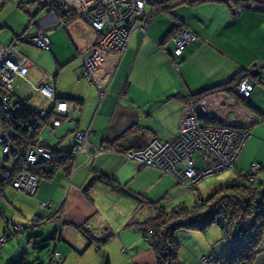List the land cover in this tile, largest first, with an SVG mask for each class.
Instances as JSON below:
<instances>
[{"label":"crops","instance_id":"crops-1","mask_svg":"<svg viewBox=\"0 0 264 264\" xmlns=\"http://www.w3.org/2000/svg\"><path fill=\"white\" fill-rule=\"evenodd\" d=\"M36 1L0 0V46L15 45L18 54L29 63L25 77L16 76L14 80V96L25 100L35 111L43 107L44 100L36 95L33 86L50 81L56 98L78 100L79 111L75 115L65 112L62 123L55 127L51 116L56 111L49 108L47 124L51 136H38L47 147L73 151L74 131L87 130L88 152L84 148L73 157L69 172L58 169L51 178L38 179L33 195L23 191L30 197L7 186L0 198L5 196L19 211L25 209V203L39 219L40 224L34 225L38 232L50 235L59 230L55 246L63 255L66 251L71 256L95 248L109 259L108 253L119 248L121 242L115 241L116 237L107 243L111 236L97 247L96 234L109 230L101 215L105 206H115L127 198L130 203L147 206L150 215L156 212L149 205L165 197L175 180L155 167L128 158L126 152L136 147L135 141L174 139L180 132L182 105L196 98L191 94L226 87L202 96L198 102L209 108L210 119L216 123L249 127L233 174L219 180L218 187L240 171H247L252 162H264V9H259L256 2L174 0L168 4V12L154 8L144 31L132 32L120 56L110 53L98 61L96 76L103 78L101 94L81 74L83 60L93 51L98 33L74 14L61 25L57 8L36 9ZM176 27L188 28L196 35V40L188 43L179 56L172 55L170 32ZM38 32L49 37L50 49L17 37ZM247 76L252 89L244 98L235 92L234 84L239 77ZM194 157L200 161V153L195 152ZM259 171L258 175L264 177ZM98 174L113 180L95 179ZM49 221L54 222L51 230L42 227ZM81 224L92 231L94 242L78 230ZM183 229L177 231L179 242L193 249L199 242L193 240L195 237L187 228ZM205 231L208 233L209 229ZM219 237L206 238L208 247L202 241L198 245L203 248L201 255L220 257L221 248L215 245ZM131 241L132 238L127 243L130 245ZM262 242V250L252 264H264ZM122 247L125 251L126 247ZM132 249L134 259L130 264H156L149 246L141 249L134 245ZM66 258L63 256V264ZM188 260L182 264L196 261L194 257Z\"/></svg>","mask_w":264,"mask_h":264},{"label":"built area","instance_id":"built-area-1","mask_svg":"<svg viewBox=\"0 0 264 264\" xmlns=\"http://www.w3.org/2000/svg\"><path fill=\"white\" fill-rule=\"evenodd\" d=\"M151 2V0H39L34 3V7L36 9L58 7L61 12L73 13L85 19L89 26L98 33L93 51L83 60L81 74L96 85L102 94L103 78L96 76L98 61L110 53L120 56L126 49L132 32L136 29L144 31L149 18V11L146 7ZM60 24L65 25L62 18H60ZM20 38L44 49L51 47L49 37L42 32L34 35H21ZM171 39L174 43L172 55L179 56L188 43L196 40V35L190 29L180 27ZM28 66L27 59L18 54L15 45L0 46V107L2 109H7L12 99L16 98L13 92L14 80L16 76L25 77ZM33 87L52 103V106L40 107L34 112L40 117H45L47 110L53 108L56 111L51 116L53 127L62 123V115L65 112L70 111L75 115L79 111V105L75 101L55 98L50 81H43ZM251 89L252 81L248 76L241 79L234 88L235 92L244 98L249 96ZM21 100L27 104L25 100ZM211 117L209 108L204 107L201 102L188 101L182 105L180 132L174 139L169 141L152 139L140 148L127 151L126 156L142 165L159 169L186 187H192L205 176L233 169L234 162L249 134V127L241 123L232 126L225 123L205 122ZM88 133L89 131L82 129L74 131L73 153L75 155L84 148L88 152L86 142ZM0 144L3 155L9 159L7 162L0 160V178H3L10 173L7 168L12 169L9 164L18 158V151L12 145L11 136L1 125ZM195 152L200 153L202 160L200 166H196ZM50 155V149L44 146L41 138L37 136L25 153V161L29 165L47 159ZM260 167L258 162H252L247 171H240L238 175L252 181ZM37 181L36 176L24 168L15 174L11 184L14 190H24L31 194L35 190ZM59 228H62V220L59 222ZM20 231L21 225H13L9 234L0 237V249L7 239ZM58 235H55L56 240L59 238ZM96 236L102 237L99 234ZM148 237L146 235L144 238ZM209 258L211 257L208 256L207 259ZM61 259L60 252L54 249L50 254L49 264H61Z\"/></svg>","mask_w":264,"mask_h":264},{"label":"trees","instance_id":"trees-1","mask_svg":"<svg viewBox=\"0 0 264 264\" xmlns=\"http://www.w3.org/2000/svg\"><path fill=\"white\" fill-rule=\"evenodd\" d=\"M167 1L168 0H159L156 2L155 8H157V10L155 11L159 10L168 12L170 5L166 4ZM239 1H253L257 3L259 9H264V0ZM58 9L59 8L57 7L56 11L58 12L59 17L64 21L68 20L69 17L73 15V13L67 11L61 12ZM153 10L154 8L148 12L149 16L152 14ZM178 28L179 27L172 29L170 32L171 36ZM20 36L21 35L17 37L20 38ZM246 75L255 79V77L249 73ZM240 78L241 77L236 79L237 81L234 84L235 86L241 80ZM220 89L225 90L226 87H213L198 93L191 94V96L196 97L193 101H198L202 98V96L211 94ZM70 100L80 104L78 100ZM48 117L49 115L45 117L38 116L36 112L31 110V108L27 104L23 103L20 98L12 99L7 109H2L0 107V125L3 127V129H5V131L9 133V136H11L12 145L18 151V158L12 162V171L8 176L0 178V196H2L5 187L9 185L12 186L11 182L15 174L24 168H26L30 173L34 174L37 180L40 178H51L58 169H62L66 172H69L71 169L72 159L74 157L72 155L73 151L57 150L53 147L46 146L50 149L51 155L49 158L36 161L35 163H31L29 165H27L28 163L25 161V153L28 147L38 136L41 128L48 123ZM205 122L214 124L216 123L211 119H206ZM134 143L136 147L131 149L140 148L146 144V141L140 140L135 141ZM2 160L7 162L9 159L3 155ZM200 162L202 164L201 156ZM258 163L261 165L260 171L264 173V162ZM95 177L106 182H111V180H113L104 174H98L95 175L94 178ZM34 192L30 195H33ZM33 220L39 222V219L36 217H34ZM10 221L12 225H20V223L14 222L12 220ZM212 223H216L220 226L222 230V236L226 241V249L220 256L222 260L219 261V264H251L261 249L260 244L263 241L264 236V177H262V175H258L257 172L254 180L250 181L247 177L237 175L230 181L223 183L220 186L219 192H217L215 196L213 195L207 199H201L199 202H195L190 206H174L169 212L164 211V209L160 207L156 209L154 214L149 215L143 221L136 222L138 228L142 231L143 236L149 234V247L154 252L157 264H182L178 260L177 256L178 242L174 237V231L176 229L182 227L204 230ZM6 227L8 229L9 225L7 224ZM23 228H25V226L21 224V230ZM77 228L82 234L85 235L88 241L94 242L93 240L95 238L92 234V231L87 229L84 224L78 225ZM9 231H11V229ZM4 232H6V230H4ZM59 233L58 230H55L50 235H47L44 232H39L36 236L40 238L42 237V239H44V235H47L46 237L54 242V250L57 249L55 246V235ZM101 235L102 237L95 239L98 248H100L101 245H103L110 238L111 233H108L104 236L103 234ZM227 236H230L229 240H226V238L228 239ZM36 248L40 250L42 249V245L37 244ZM52 251H49V259L47 260L46 264H49L50 254ZM59 252L62 258L61 262H63V254L61 251ZM102 256L103 264H109L108 257L106 255ZM36 258L38 259L39 257ZM217 259L218 258H215V261ZM13 264L42 263L18 262Z\"/></svg>","mask_w":264,"mask_h":264},{"label":"rangeland","instance_id":"rangeland-1","mask_svg":"<svg viewBox=\"0 0 264 264\" xmlns=\"http://www.w3.org/2000/svg\"><path fill=\"white\" fill-rule=\"evenodd\" d=\"M151 1L153 2L151 4H148L146 7L147 11H149V9L155 8L156 2H158L159 0ZM173 2L174 0H168L166 3L172 4ZM20 94L22 95L23 93L20 92ZM36 95H39V97L41 96L39 93H36ZM42 99L44 100L43 107H49L50 101L44 97H42ZM49 131H51L49 125L45 124L40 130V137H50L51 135ZM55 136L57 135H54L52 137ZM2 157L3 153L1 152L0 144V160L2 159ZM196 163L197 166L201 165L200 161ZM9 165L12 166V164ZM7 169L9 170V172L12 171L11 167ZM230 174H233L232 169H226L219 173L205 176L201 178L197 183L198 185L196 184L194 185V187H186L183 184L175 183L174 181L173 187L167 190L165 197H161L160 201L155 204H150L151 206L149 204L148 205L149 207L156 209L162 207V209L167 212H169L174 206L177 205L190 206L195 202H199L201 199H207L208 197H212L213 195L215 196V194L219 192L220 189V187H218V181H224L225 179L231 176ZM7 189H12L13 191H15L11 185H9ZM20 194L28 196L23 191H20ZM5 198V196L0 198V236L9 234V230L13 228V225L10 220L20 223V225L25 224V228L22 229V231L16 234L15 236H12L11 238L5 241L2 249L0 250V264H13L18 262H41L42 264H46L47 260L49 259V251H52L54 248V242L47 238V235H44V239H42V237L40 238L36 236L37 233H39L37 231L39 229L37 228V226L34 225L40 223L36 220H33L35 213L33 211H30V209L25 203L23 204L25 209L23 208V211H19L17 208H14L13 205L9 204V202ZM121 200L122 199H120L119 201ZM128 201L131 200L126 198V201H121L115 206L110 205L101 208V215L103 221L105 222V225L109 226V230H105L103 231L104 233H100L103 234V236L110 232L114 234L111 235V238L107 243L111 242L113 237H116L115 241L121 242V245H119V248H117L116 251H110L108 253L109 264H130V262L134 259V253L132 249L134 245H138L141 249L149 246V242L143 237L142 231L138 228L136 224V222L143 221L151 214L149 212V208H147V206L140 207V205L138 206L137 203H130ZM7 224L9 225L8 229L6 227ZM53 224V221H49L42 227H47L48 230H51L53 229ZM187 229V231H190L192 233L191 235L195 237V239L193 240L198 241L199 244L203 241V243H206L207 247L209 246V243H207L206 238L211 240L212 238H214V235L217 236V238L220 236L218 241L215 242V245L216 247L221 248V254L225 251L226 241L222 236V230L220 226L216 223L210 224L204 230L194 228ZM208 229L209 231L208 233H206L205 230ZM4 230H6V232H4ZM179 230L184 229L182 227L176 229L174 231V237L177 239L176 241L178 242L177 256L178 260L181 263H183L184 261L188 263V259L194 257V260H196L195 263L190 264H219V261L222 260L220 257H214L213 255L207 253L201 255L203 248L201 247V245L198 247L199 244L194 245L193 249L191 247H187L188 245L182 246L179 242L180 232H177ZM216 232H218L219 235H216ZM227 237L228 239L226 238V240H229L230 236ZM131 238L133 241H131L132 243L129 245V243H127V240ZM149 238L150 236L147 239ZM262 243L263 242H261L260 245H262ZM37 244L42 245V249L38 250L36 248ZM122 246L126 247L125 251ZM261 250L262 246L260 251ZM65 253L66 254L63 255L65 257L67 256V258L64 259L65 264H103V258H101L102 253L100 251H96L95 248H89L84 253L75 255L72 254L71 256H68L67 251ZM208 256H210L211 258L207 259ZM36 257L39 258L37 259ZM215 258L218 259L215 261ZM61 264H63V262Z\"/></svg>","mask_w":264,"mask_h":264},{"label":"water","instance_id":"water-1","mask_svg":"<svg viewBox=\"0 0 264 264\" xmlns=\"http://www.w3.org/2000/svg\"><path fill=\"white\" fill-rule=\"evenodd\" d=\"M39 1V0H38ZM38 1H36V2H38ZM21 39V38H20ZM59 99H66V100H68V99H71V98H65V97H59ZM50 106H52V103H50Z\"/></svg>","mask_w":264,"mask_h":264},{"label":"bare ground","instance_id":"bare-ground-1","mask_svg":"<svg viewBox=\"0 0 264 264\" xmlns=\"http://www.w3.org/2000/svg\"><path fill=\"white\" fill-rule=\"evenodd\" d=\"M72 155H73V156H75V154H74V153H72Z\"/></svg>","mask_w":264,"mask_h":264},{"label":"clouds","instance_id":"clouds-1","mask_svg":"<svg viewBox=\"0 0 264 264\" xmlns=\"http://www.w3.org/2000/svg\"><path fill=\"white\" fill-rule=\"evenodd\" d=\"M56 98V97H55ZM56 99H59V98H56ZM68 100H70V99H68Z\"/></svg>","mask_w":264,"mask_h":264}]
</instances>
